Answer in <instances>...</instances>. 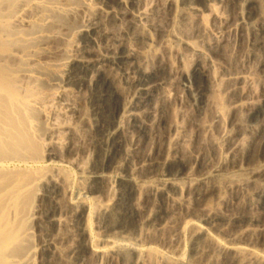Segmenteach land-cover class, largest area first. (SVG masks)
Segmentation results:
<instances>
[{
	"label": "bare ground",
	"instance_id": "bare-ground-1",
	"mask_svg": "<svg viewBox=\"0 0 264 264\" xmlns=\"http://www.w3.org/2000/svg\"><path fill=\"white\" fill-rule=\"evenodd\" d=\"M112 1L113 0H0V264H14L15 261H8L9 258H21L23 254L22 251L25 248L23 243L25 239L22 240L21 238L24 232L21 231L20 233L19 230H22V228L19 229L18 226L20 224V226L23 227V225H21L22 222L19 223L21 219L17 218L20 214L22 215L25 213L28 207L26 204L28 201L24 200L25 193L23 192L28 182L23 178L24 174L15 172L16 170L14 174L12 173V175L9 176L11 172H9V170H7L9 173L6 171V166L9 162H13L16 159L25 162L30 159L25 155L28 153L27 155L31 156L29 155L30 152L27 151H32L33 147L36 145L34 142L36 138L34 137L33 130V127L37 128L36 125H33L35 118L37 119V117H35L36 113L41 115L40 118L45 119L47 122L46 132L44 133V130L41 132H43L42 134L45 136L47 142L45 154H48V157L57 155L54 153L56 150L54 146L56 147V145H62V147L66 146L69 151H72L75 147H82L83 149V147H87L91 142V131L93 129L80 104L81 96L83 95L81 91L84 84H88L93 88V86L106 83L105 74L103 76V73L112 67L114 68L115 63L118 64L119 61L133 63L134 60L138 58L139 51L141 50L139 48L142 47L141 45L139 47L137 45V41L141 40L140 38L152 42L154 46L157 45L156 48L158 49L160 47L162 52L170 50L169 48H171L172 41H178L183 45L185 50H187V54H189V52H191L193 56H203V54H206L205 48L203 49V47L199 46V43L198 45L193 44L190 41L191 35L187 36L189 34L188 31L191 30H187V28L190 27L187 19L190 20L191 15L196 18L194 16L196 13V16H200L198 14L200 8L194 6L180 8L178 6V9L176 5V3H178L177 0H118L115 3H112ZM207 1H214L213 3H218L217 5L224 3V0ZM263 1L264 0H262V3H264ZM117 2L119 6L115 5ZM245 2L249 9L252 8L254 4L258 3L257 0H246ZM213 3L209 4L212 5ZM211 5L209 7H211ZM226 5L228 4L226 3ZM240 6L241 4L238 7ZM210 9L209 11L213 17L212 19L224 22L222 26L218 25L217 28L212 27L215 29V32L212 33L211 31L214 41L211 42V44L209 43L210 47L209 45H207L208 48L206 47L208 50H213L211 54H213L215 50H221L220 52H222L228 46L230 47L232 42L230 40V35L233 33L232 31L234 28L236 30L237 39H239L238 42H240V38L242 39L243 37L245 41V33L249 31L247 30L244 32L246 29L244 28L245 25H242L244 23L242 22L244 19L243 15L231 21L232 19H225L228 15L225 17L220 15V8L217 12L212 10L214 7ZM172 10L177 13V29L173 28L175 21V18H173L174 16L171 17L169 14ZM262 10H264V5H262ZM189 12L194 13V15L190 13V18ZM194 25L193 23L192 26ZM193 31L191 33H196ZM197 32V34L202 37V35L199 34V29ZM152 33H154V36H152ZM234 34L235 32L233 35ZM72 35L78 36L77 41L79 40V42L73 44H76L75 48H73L74 46L72 45L71 48L69 47ZM209 35L210 33L208 31V36ZM251 35L250 37L252 38L254 34L253 36ZM258 36H254L255 41L259 39ZM148 41L146 44H148ZM259 43L260 42L257 41L254 42V47L261 48ZM234 45H237V41ZM250 45L253 44L250 43ZM241 46H243V44H241ZM254 47L252 46V48ZM172 49L174 50L173 47ZM256 51L254 52L256 53ZM216 52L218 53V51ZM179 53L180 55L182 54L181 52ZM257 54L258 53H256V55ZM158 57L157 59L160 67L164 60H159L160 57ZM149 58L151 59V57ZM216 58L213 59L215 60ZM255 61L257 62L256 66L258 68L257 73H259V70L260 72L262 71L259 73V78H262L260 75L264 73V61H262L259 55L255 58L254 62ZM250 63H252V61ZM136 64L138 65V63ZM155 65L156 67L158 66L157 64ZM248 68L247 72L250 74L252 70L250 71L251 68ZM257 68H255V70H257ZM131 69H134V67ZM219 69H221V67ZM76 70H81L80 72L83 71L84 75L81 73L83 77L81 76L82 78L80 77L75 80L76 82H73L72 80L75 78ZM245 70L246 68L244 71ZM52 71L54 74L57 73V76L53 79L52 77L54 76L51 75ZM237 71H240V69ZM220 73L223 75V72ZM220 73L218 75H220ZM240 73H237V75L232 73L234 76L231 75V77H228L229 75L227 74V78L224 79L219 77L222 80L221 86L223 93L226 94L228 98L227 103H229V106L226 104L228 106V112H223L221 109L217 111L218 113L214 117L211 116L213 121H210V125L212 126L215 122L220 123L221 117L223 119L228 115L226 118L228 119V124L226 125L234 126L235 130H223L222 128L221 134H219L220 138L216 142L217 144L219 143L220 147L222 146V148L219 146L217 147L222 150H220L222 153L219 151L220 156L216 161H212L211 164L204 162L205 158L203 159L200 154L196 156L194 155L196 153H194L191 154L194 158L192 160V162L194 161L193 165L199 167L196 171H193V166L192 168L188 167V169L184 168L186 170L180 176H170L164 174L166 173L165 171L164 173L158 172H163V170H158V168L165 162L164 160L174 159L172 156L173 153L174 156H176V153L181 157L180 154H182L183 149L187 147L186 142L188 141V145L195 140L198 142L200 137L196 136L197 138L191 141L194 138L190 137L194 130L192 128L194 127V122L193 119L189 117L188 113H186V109H184L185 100L180 94V89L173 86V98L180 104L178 113L180 114V118H182L181 120L180 118L178 119L181 121V124L179 123L181 126H179L177 122L175 126L177 125V128L181 127L184 129V135H178L176 133L177 135L175 134V136L172 137L171 132L173 131H169L170 135L168 133V137L171 136V138L166 140L169 142L170 139H173L170 141L172 143L170 150H167L169 151L168 154L171 153V150L174 152H172V155H166L168 157L171 155L172 158H167L166 156L165 158L167 159H162L163 162H159L161 164L157 165L158 161H156V159L158 160V158L156 157L161 152L160 146L162 142L161 136L158 135L155 128L161 125V113L164 106H162L159 101H163L165 97L164 95L160 96L161 93L157 91L161 83L155 82V84L152 83V85H149L147 83H141V81L139 85L135 82L132 83L134 85L132 93L128 94L124 103L117 107L116 118L111 127L107 129L108 131H106L104 136L106 144L111 148L113 147V151L120 149L122 152V149L125 150L126 154H124L123 160L121 161L120 157L122 156L118 155L120 160L116 165H108L103 168L94 169L92 167L89 168L86 166L87 164H85L87 161H85V158L87 159L89 157V154H87L85 150L87 157L84 155V152L82 157L78 155L75 157L74 155L72 158L71 156L69 161L75 166V169H78L81 180L87 182L86 179H89L92 180V182H100L106 189L105 193L112 194L114 192V196H116L122 192V185L125 183H129L128 185L131 183L141 190L142 193H146L142 195L143 198H145L143 199L145 200V206L142 208L144 213H146L147 204L153 196L163 203H168V201H170L172 204L170 207L173 211L175 208L179 207V209L185 211L184 216L180 214L183 217L179 215V218H181L180 220L177 218L179 222L172 226V231L169 229L171 231L169 233H172L173 236H170L171 238L169 239V234L167 235V240L169 239V241L165 244L163 243L165 246L162 244V248L157 247L158 241L155 240V238L164 227L166 228L167 225L164 226L163 224L170 220L166 219L168 218L166 217L169 214L167 213L168 211L166 212L163 208L164 205L158 202L159 204L155 203V205L159 207V212H157V209L154 215L147 214L149 213L147 212L143 220L140 214L139 219L142 220L140 221L143 225H141L142 227L140 226L141 228H139L140 230L138 231H142L144 229L143 226L154 229V231H151L150 228V230H143L139 232L141 234L138 233V236L135 235L132 239L134 242L132 241L131 247L140 255V263L146 264L147 259L145 255H148L147 253H150L149 251H151L152 248H157L156 250L158 251L156 252L158 255L156 254V257L160 262L159 264H264V121L261 123L259 122V124L255 126H251L248 131L245 129L244 133L247 132L246 136L248 135L245 138L242 137V128H237L235 126L237 125V122H235L237 111L243 108L240 98L248 97L249 95L252 96V93H254L252 90L255 88L253 85H256L253 84L255 81L252 80L254 73L253 75L250 74V77H252L251 79L247 76L246 71L245 74ZM262 75L264 77V74ZM219 78L217 80H219ZM262 80L260 81L262 82ZM73 83L76 85L77 90L75 91L73 88V93L66 92V87L64 88V86L69 84L73 86ZM107 84L109 86V82ZM259 84L261 85V83ZM163 92L162 89V93ZM57 96L61 99V103L58 107L53 108V103H50L52 105H48L49 102H52ZM239 101L242 106L239 104ZM247 106L249 105H246V107ZM189 118L192 120L191 122L188 121ZM226 125L224 124V126ZM190 126L193 129L192 131ZM219 126H221V124ZM188 127L191 131L190 134L188 133ZM174 128L176 129V127ZM130 129L135 133L134 135H132L133 133L131 134V132V135H129L128 132ZM207 129L212 130L209 128ZM195 134L194 132V136ZM150 136L154 137V143L151 142L153 151L151 148V152L148 149L144 151L143 147L145 146L146 148V143L149 141L147 139L152 138ZM155 138L158 139L155 140ZM38 141L37 143L39 144ZM213 141L215 142V140ZM170 142L168 143V147ZM34 149L36 150L35 147ZM142 150L144 152L149 151L147 154L144 153L145 158L142 157ZM25 152L27 153L25 154ZM197 152L199 153V151ZM78 154L80 155L79 152ZM163 156L161 155L159 161H162L161 158ZM191 156L190 158H192ZM141 157L145 159L144 161H148L145 163L142 161L143 159ZM32 158L34 160V157ZM35 160L39 161V158ZM149 161L150 164L148 163ZM143 163L145 166H147L146 164L150 165L148 171H145L146 168ZM203 163H205V165L208 163L209 165L201 169V166L204 165ZM126 166L130 167V169H126ZM156 166L158 168H155ZM37 179L41 184L55 182L57 185H62L69 180L64 179L61 167L51 170L45 169L35 180L37 181ZM78 180L80 179L78 178ZM96 182H94V186ZM88 183L89 181L85 186L81 184V187H87ZM127 184L125 187H127ZM64 187L66 195L69 194L70 197L67 196V198L70 199L67 200L73 201L72 192L74 189L72 184L68 182ZM174 187L179 188L181 191L180 195H182L180 197L183 198H174L175 196L171 194V190ZM89 189L91 190V188ZM84 190L87 191L88 188H84ZM75 193H77V191ZM76 198L75 202L77 201L83 204L82 202L84 200L81 196H77ZM111 198L112 197H110V199ZM170 202L168 205H170ZM74 203L72 202L71 204L74 205ZM153 204L152 202V205ZM191 204L194 206L193 211L191 210ZM152 205L149 206L151 207ZM70 206L74 207L75 205ZM240 206H244L245 210L246 208L247 210H251L252 215L249 218H243L236 211ZM155 207L156 206H154V208ZM105 208L103 210H105ZM196 208L199 210V214H196ZM37 211L36 209L35 212ZM169 212L172 213L170 210ZM182 213L184 214V212ZM92 214L94 215L93 212ZM33 215H36V213ZM91 216L89 215L87 218V226ZM175 217H177V214ZM60 218L61 217H59V219ZM177 219L175 218V220ZM172 221L173 220H171V224H173ZM62 226L63 225H61V227ZM101 236L102 237L98 239H95L98 235L92 237V252L98 256L102 264H117L115 260L116 250L114 248L116 242L114 240L116 239H113L110 234H105L104 236L101 234ZM156 239L160 238L157 237ZM117 243L118 242H116V244ZM48 244L55 249L58 243L51 240ZM26 250L27 252L29 251L28 249Z\"/></svg>",
	"mask_w": 264,
	"mask_h": 264
},
{
	"label": "rangeland",
	"instance_id": "rangeland-1",
	"mask_svg": "<svg viewBox=\"0 0 264 264\" xmlns=\"http://www.w3.org/2000/svg\"><path fill=\"white\" fill-rule=\"evenodd\" d=\"M116 1H118V0H113L112 3L113 2L115 3ZM226 1L224 0L225 4L222 3L221 4L222 6L219 4L221 6L220 7L219 5H217L218 3L217 4L213 3L214 1L209 2L207 0H177V2H178V3H176L177 7L179 6L180 8H182L185 6H194V7L200 8L199 11L201 12V14H200V12L198 13L200 16H198V15L196 16L197 13L194 15L193 12H189V18H190V15L193 14L197 19L192 17V15H191L190 20L187 19V21L190 24V25L187 24L190 26L187 28V30L191 29L190 31H188L189 34L187 33L188 34L187 36L191 35L190 41L193 44L198 45V43H199V46L203 47V49L205 48L206 54H203L204 57L203 56H197V55L193 56V54L191 52H189V54H187V50H185L183 45L178 41H172L173 46L171 45V48H169L170 50L168 49L169 51H163L162 52L160 47L158 49L156 48L157 45L154 46L152 42L147 40L148 44H149L148 45V44H146L147 41L145 39H143L144 40L143 41L142 38H140L141 40H138L137 41L138 43L137 42L136 43H137L138 47L140 45L142 47L139 48V49H141L140 50L141 52L139 51L138 58L135 59L137 61L134 60V62H133L135 65L131 62H128V61H126L127 63L119 61L118 64L115 63L114 68L112 67L111 69H108V71H105L103 73V76L105 74L104 77L106 80V83H103L104 85L99 84V85H97L98 87L93 86V88H91L92 86H90L88 84H84L83 89L81 91V93L83 95L81 96L80 104L82 106L83 112L85 113V115L87 117V120H89V124L91 125V128H93L91 131L92 140L87 145V147L85 146V147H83V149H82V147H75L74 148L75 150L72 149V151L71 150L69 151L66 146L62 147V145L61 146L56 145V147L54 146V149H56V150L54 151V149H53V151L57 155L48 157V154H45L47 142H46L45 136L42 134L43 132L44 133L46 132L47 122L45 119L40 118L41 115L36 113L35 117H37V119L35 118V120L33 122V125L37 126V128L33 127L34 137L36 138L34 140V142L36 144L34 147L36 148V150L33 147L32 151H27V152H30L29 155L34 157V160L31 156L27 155L28 154L27 152H25V154L27 153L25 156L30 158L28 161L25 162V161L16 159L13 162H9L6 166L8 168V169L6 168V171L9 170V172H11V174H9V176L12 175V173L14 174V171L16 170L15 172L24 174L23 178L25 179V181L28 182V185H26V187H25L26 189L24 188V191H23L25 193L24 194L25 195L24 200L28 201L26 203L28 206L25 210L26 214L25 213L22 214L23 218H22V215L20 214L17 219L20 218L21 221L19 223L22 222L21 225H23V227L20 226V224L18 226H19V229L22 228V230H19L20 233H21V231L24 232V234H23L24 237L22 235L21 238H22V240H24V239L26 240V241L24 240V242H23L25 245V248L28 250L30 248L31 249L27 252V250L24 248V250H26V251H24V250L22 251L23 257L22 256H21V258H18V257L12 258L11 257V258H9L8 261H11V262L15 261L14 264H100L101 263L100 259L98 258V256L94 252H92L93 250L91 249V239H92V237H95L97 235H98V237L97 238L95 237V239L102 237L101 234L103 236L105 234H107V235L110 234V236L113 239H116L114 241L118 242L117 244H116V242L114 244V248L116 250V253H115L116 259L115 260L117 261V264H118V262H119V264H142V263H140V261H141V257H139L140 255L135 250H133V247H131L132 241L134 242V240H132V239H133V237H135V235L138 236V233L142 232L143 230L150 228L151 231H154L153 228H151V227L147 228L146 226H143L144 229L142 231H138V230H140L139 228L142 227L141 225H143V223H141V221L146 216L147 212H149L147 214H152V215H154L156 213V209H157V212H159V210H158L159 207L157 205H155V203L157 204L158 202L161 203V205H164L163 208L166 210V212L168 211L167 213L170 214V215L168 214V216H166V217H168L166 219L167 220L170 219V220H168L169 222L164 221L166 223H164L163 225L164 226L169 225V226H168V228H167V226H166V228L164 227L165 230L163 228L157 236L162 241L160 239H156L157 237L156 238L153 237V238H155V240L158 241V245H157L158 248H162L163 246H165L164 244L167 241H169V239L171 238L170 236H173L172 233H169L172 231V229H171L172 226H174V224L176 225L179 222V220L181 219V218H179V215L180 214H182L183 216L185 215L184 210L179 209L180 208L179 207V208H175V210L176 209H178V210L173 211V210H171V207H170V206H172L170 201H168V203H166V202L163 203L161 201H158L159 199L158 198L156 199V197L153 196L152 199L147 204L146 213H144V210L142 208H144V206H145V200H143L145 198H143L142 195L143 194L145 195L146 193H144V192L142 193L141 190H139L137 187H135V185H132L131 183H130V185H128L129 183L123 184L122 185V187H123L122 192H120V194H118V195L115 194L116 196H114V192L112 193L113 195L110 193L109 194L105 193L106 189H105V187L102 186L103 184L101 185L100 182H96V181L92 182V180H89V179H86L87 182L89 181L87 187H81L82 186L81 184H84V186H85V184H87V182H85V180H84V182H85L84 183L83 180H81V178L79 176L78 169L77 168L75 169V166L69 160L71 159V156L73 158L74 155H75V157H77V155L82 157L83 152H84V155L86 157H87V154H89V157L87 159L85 158V161L86 160L88 161V162L86 161V163H85V164H87L86 166H88L89 168L92 167L94 169H99L100 167L103 168V167L108 166V165H112V166L116 165L117 162H119V160H120L118 155L122 156L120 158H121V161L123 160L124 154H126L125 150L122 149V152L124 151L123 153L121 152L120 149L113 151L114 148L113 147L111 148L106 144V139L104 138V136H105L106 131H108L107 129H109L111 127V125L114 122V119L116 118V114H117L116 111L118 109L117 107L121 106L124 103V101L127 99L128 94L132 93L133 86H134L132 83H134V82L138 83L137 85L140 84V81H141V83H147L149 85H152V83L155 84V82L161 83V85L158 87L157 91L159 93H161L160 96L164 95V97H165L163 99L164 102L162 100L159 101V103L162 106H164V108H162L163 111L161 113V115H162L161 125H160V127L155 128L156 131L158 132V135L161 136V142H162L161 146H160L161 152L158 154L159 157L158 156L156 157V158H158V160L156 159V161H158L157 165H159L163 162L164 158L167 156L166 154H168V152H169L168 150H170V147L172 144L170 141H172L173 138L169 140L170 144L168 147L169 142L166 139L171 138V136L168 137V133L170 135V132L173 131L174 135H173V132H171L172 137L175 136L176 133L178 135L179 134L184 135V132H183L184 129H182L181 127L177 128V125L175 126L176 122L179 126H181L180 125L181 121L178 120L180 118V116H179L180 114L178 113L179 112L178 108H180V106H179L180 104H178V102L175 101L173 98V90H172L173 86H176L180 89V91H181L180 94L182 95L183 99L185 100V108L184 109H186V113H188L189 117H191V119H193V122H194L193 126L195 128L192 127L194 130L190 126L191 131L193 130L192 133L188 127V131H189L188 133L189 134L191 133V135H192L190 137H192V138L194 137L191 141L196 139L197 138L196 136L200 137V139H198L199 140L198 142L195 140L197 143L195 141H193L192 142L193 144L189 143V145H188V143H187L188 141L186 142L187 145L186 144L185 145L187 147H185L183 149V151H182L183 155L180 154L181 157L182 156L184 157V158L182 157V159L176 153H175L176 156H174V153L172 155V152H174V151L171 150L170 151L171 153H169V154H171L174 159L169 160L167 158H172V157H171V155H170V157L167 156V158H165L167 160H164L165 162L167 161L166 163L163 162L159 166V168L156 166L155 168H158V170H161V171L163 170V172L158 171L159 173H164V171H165L166 173H164V174H168L170 176H180L181 174H183L185 172L186 169H184V168L188 169V167L192 168L193 166H194L192 168L193 171H196V169H199V167H197V166L195 167V165H193L194 161L192 162V160L194 158L191 156V154H194V153H196V154H194L196 156H197V154H200L203 159L205 158L204 162H208L210 164L212 161H216V159H218V157L220 156V152L222 151L220 149V148H222V146L220 147L219 143L217 144L216 142L220 138L219 134H221L222 128H223V130H235L234 126L226 125V124H228L227 123L228 119H226L228 115L223 119L221 117L220 123L215 122L212 126L210 125V123H211L210 121H213L212 117H214L218 113L217 111H220V109H221V111H223V112L224 111L228 112V110H227L228 106H229V103H227L228 98H227L226 94L223 93V89L221 86V82H222L221 79L227 78L226 76H228V75H229L228 77H231V75L232 76H234V74L237 75V73L239 74L241 71H243V72H241L242 74H245V71H246L247 76L250 77L254 73V75H253L254 77L252 80L255 81V82L253 81L254 82L253 84H256V85H253L255 87V88H253L254 90H252L254 92V93H252L253 97L251 95H249L250 97L248 96V97L240 98V101H242V104H243V108H242V110H240L241 112L237 111V114H236L237 117L235 116L237 118V119L235 118V122H237L236 123L237 125H235V126L237 128H242V130H243L242 137L245 138L248 136V135L246 136L247 132L244 133L245 129H246V131H248L251 126H255L256 124H259V122L261 123L262 121H264V85H263L264 80H262V79H264V77L262 75L264 73H262L260 75V77H262V78H259V73H261L262 71L260 72V70H259V73H257L258 72V68L256 66L257 62L256 61L254 62L255 58L258 55H259V57L262 58V61H264V58H263L264 57V22H262V21H264V17H263L264 16V14H263L264 10H262V5H264V3H262V0H260V1L257 0L258 3L254 4V6L249 9L246 6L247 5L245 2L246 0L245 1L244 0H226ZM209 3H213V4L211 5ZM226 3L228 5H226ZM238 4L239 5L241 4L242 7L241 6L238 7L239 6ZM115 5L119 6V3L117 2V4H115ZM210 5H211V7H209ZM179 7H178V9H179ZM213 7H214V9H212V10H214L216 12L220 8V10H221L220 12L221 13L223 12L222 14L219 12L220 15L224 16V17L228 15V17L227 18L225 17V19H232L231 21L235 20L240 15H243L244 19L242 22H244V23L242 25H245L244 28L246 29V30H244V32L248 30L250 33L249 32H247L249 34L245 33V41H244V37H243L242 38L243 40L240 38V42H238L239 39H237L236 30L234 28V30L232 32L233 33L235 32V34L233 35V33H232L231 34L232 36L230 35V40L232 41L230 44V47L228 46L222 52H220L221 50H215L214 53L211 54L213 50H210V49L208 50L207 45H209V47H210L211 42L214 41L213 36L211 34L213 32H215V29L212 27L217 28L218 25L222 26L224 23L221 20L215 21L214 19H212L213 17L210 14L211 12L209 10H211L210 8H213ZM223 8H225V9H223ZM241 8H242V10H241ZM243 9H244V11H243ZM237 10H238V12H237ZM172 11L169 12V14L171 17L174 16L173 18H175V21H174L173 28L177 29V27H176L177 23H178V21H177L178 19H176L177 13L174 11H173L174 12L173 13ZM241 11H243V12H241ZM193 23L195 24L194 26H192ZM195 29L197 31L199 29V34L202 35V37L197 34L198 32ZM193 30L196 33H191ZM208 31L210 33L209 36H208ZM211 31H212V33H211ZM255 33H257V34H255ZM153 34L154 33H152V36H154ZM253 34H254V36L259 35L258 36L259 39L256 41L260 42L259 44L261 45L260 46L261 48H258L256 46L254 47V42H256V41H255V37L253 36ZM250 35L253 37L251 38ZM194 36L195 37L197 36V37L195 38ZM192 37H193V39H192ZM204 37H205V39H204ZM77 38H78V36L76 37L75 35H72V38H70L71 40H70V44H69L70 48H71V45L74 46L73 48H75L76 44L75 45H73V44L76 42H79V40L77 41ZM196 39H198V40H196ZM247 39H250L251 41L252 40L253 41L251 42L250 40H247ZM234 41H235V43H234ZM236 41H237V45H236L237 47L234 45V44H236ZM248 41H250V42H248ZM203 42H205V43H203ZM241 42H243V43H241ZM239 43H240V45H239ZM250 43H252L253 45H250ZM241 44H243V46H241ZM255 44H257V43H255ZM252 46L254 48H252ZM172 47L174 48V50L172 49ZM256 50H258V51H256ZM206 51H208L210 53H208ZM216 51H218V53ZM254 51H256V53H258V54L256 55V53ZM171 52H173V53H171ZM179 52H181L182 54L180 55ZM254 53H255V55H254ZM157 55L158 56L160 55L159 56L160 58ZM177 55H178V58H177ZM148 56L151 57V59ZM156 56L159 58V60H161V59L164 60V61H162L163 64L160 67H159V62H158V59ZM246 56H248V57H246ZM212 57L216 58V59L214 60ZM155 59L157 60V62ZM165 61H166V63H165ZM251 61H252V63H250ZM135 62L138 63V65ZM253 62H254V64H253ZM155 64H157L158 66L156 67ZM124 65H126V66H124ZM251 65L253 66V68ZM132 66L134 67V69H131V68H133ZM219 66L221 67V69H219L220 68ZM243 67L246 68L245 71H244L245 68H243ZM247 68L248 69L251 68L250 71L251 70L253 71V72L251 71L252 73L250 72L251 75L248 74L249 72H247L248 71ZM255 68H257V70H255ZM155 69H157V70H155ZM238 69H240V71H237ZM218 70H219V72H218ZM80 71L81 70H76L75 78H74V80H72L73 82L76 79H79L82 75H84L83 71L82 72H80ZM235 71H237V72H235ZM220 72H223V75ZM229 72H230V74H229ZM77 73L80 76H78ZM81 73H83V74L81 75ZM219 73H220V75H218ZM232 73H234V74H232ZM56 74L57 73L54 74V72L52 71L51 75L54 77H52V76H50V77H52V79H53L57 76ZM218 78H219V80H217ZM251 78L252 77H250V79ZM260 80H262V82ZM171 81H172V83H171ZM108 82H109V86L107 84ZM257 82H258V84H257ZM259 83H261V85ZM258 85H259V87H258ZM89 86L91 89L89 88ZM131 86H132V89H131ZM65 87H66V92L73 93V90H75V91L77 90L76 85L74 83H73V86H72V84H69L67 86H64V88ZM69 88H71V89H69ZM259 88H260V90H259ZM162 89L164 91L163 93H162ZM244 89H245V86H244ZM75 91H74V94H75ZM60 100L61 99H59V97L57 96V98L53 99L52 102H49L48 105H52L50 103H53L52 107L56 108L61 103ZM240 101H239V104H240ZM249 101H250V103H249ZM226 104H228V106ZM242 104H240V105L242 106ZM245 104L249 105V106L246 107ZM230 107H231V105H230ZM250 107H251L252 111H251ZM247 108H249L250 110ZM248 113H250V114H248ZM212 114H214V115H212ZM233 115H234V113H233ZM181 119L182 118H180V120ZM191 119L189 118L188 121L191 122L192 121ZM225 119H226V121H225ZM189 123H188V125H189ZM220 124H221V126H219ZM224 124L226 126H224ZM173 126L176 127V129ZM210 126L213 128H211ZM207 128L212 129V130H208ZM229 128H231V129H229ZM178 129H179V131H178ZM41 131H43V132H41ZM36 132H37V134H36ZM130 132H131V134L133 133L132 129L129 130V132H128L129 135H131ZM194 132L196 133L195 136H194ZM134 134L135 133H133L132 135H134ZM164 134L167 136V138ZM189 134H188V136H189ZM150 137H152V136H150ZM157 139L158 138H155V140H157ZM147 140H149V141L146 144L148 145V143H149V145L148 146L146 145V148H145V146L143 147L144 151H146L147 149L150 150V148L153 151V148L151 147V145H152V143H154L153 142L154 137L149 138ZM163 140H165L167 142V144ZM213 140H215V142ZM37 141L39 142V144L37 143ZM155 143H156V141H155ZM218 146L220 148H217ZM108 147L110 148V150ZM80 148L82 149V151ZM76 149L80 150V151H77ZM111 149L113 152L111 151ZM192 149L196 150V151H193ZM84 150L86 151L87 154L85 153ZM144 151L142 150L143 156L142 155L141 156L145 158L144 153L147 154L149 151L148 152H144ZM197 151H199V153ZM78 152L80 153V155L78 154ZM150 152H151V150H150ZM109 153H110V155H109ZM161 155L162 156L164 155L161 158V160L162 159L163 160L159 161L160 160L159 158L161 157ZM114 156H116V157H114ZM190 156L192 158H190ZM38 158H39V161L35 160ZM144 158H142L143 159L142 161L145 160ZM67 160H68V162H67ZM147 161L148 160H146L144 162L146 163ZM112 162H114V163H112ZM159 162H161V163H159ZM188 162H191V163H188ZM148 163L150 164V161ZM208 163H206V165H205V163H203L204 165L201 166L202 167L201 169L206 168L209 165ZM146 165L147 166H145V164H144V166L146 168L145 171H148V167L150 165H148V164H146ZM57 167H61V172L63 173L64 179L65 180L69 179L64 184H62V185L58 184L57 185V183H55V182H47V183L41 184V183H39L38 179H37V181L35 180L39 174H42L43 170H45V169L51 170V169H54ZM127 168L130 169V167L126 166V169ZM160 168H162V169H160ZM33 172H35V173H33ZM32 176H34V177H32ZM78 178L80 180H78ZM90 181L92 182V184ZM68 182H70V184H72V187L74 189L72 192L73 193L72 194L73 201L67 200L70 197H69L68 192H67L68 195H66V192L64 189L65 188L64 186H66V183L68 184ZM79 182H80V184H79ZM94 182H96L95 186L93 185V184H95ZM46 184H48V185H46ZM126 184H127V187H125ZM59 185H61V186H59ZM84 188H88V190L86 191V190H84ZM89 188H91V190ZM124 189H125V191H124ZM74 191L75 192L77 191V193H75ZM171 192H172L171 194H173L175 196L174 198L182 196V195H180L181 191L177 187H174L171 190ZM67 196L69 198H67ZM77 196H81L83 198V200H84L82 202L83 204H81V202L80 203L77 201L75 202V199H77L76 198ZM110 197H112V198L110 199ZM180 198H183V197H180ZM177 199H179V198H177ZM113 200H116V201H113ZM142 201L144 202V204ZM29 202H30V204H29ZM72 202L73 203L75 202L74 203L75 206L73 204H71ZM152 202L154 203L153 205H152ZM169 202H170V205H168ZM68 203H69V205H68ZM103 203H105L106 205ZM77 204H78V206H77ZM166 204L169 208L166 206ZM70 205H72L74 207H71ZM149 205H152V206L150 207ZM192 205L193 204H191V206ZM106 206H108V207H106ZM154 206H156V207L154 208ZM104 208H105V210H103ZM36 209L38 210L37 212H35ZM169 210L172 211V213L174 212L175 214L174 213L172 214L171 212H169ZM191 210L192 211L194 210V206L191 207ZM177 211L179 212V214ZM180 211H181V213H180ZM236 211L243 218H249L252 215V211L249 209L247 210V208L245 210L244 206H240L238 208V210L236 209ZM92 212L94 213V215L92 214ZM182 212H184V214ZM195 212H196V214L200 213L199 210H197V208L195 209ZM35 213H36V215H33ZM142 213L144 214V216ZM140 214H141L142 220L139 219ZM171 214H172V217H174V218L171 217ZM176 214H177V217H175ZM12 215H13V213H12ZM89 215L90 216L92 215V216H91V219L89 220V223L87 226L86 225L88 222L87 218ZM173 215H175V216H173ZM182 215H180V216L183 217ZM59 217H61V218L59 219ZM65 218L68 220H66ZM175 218L176 219L178 218L179 220L178 219L175 220ZM57 220L59 221V223ZM60 220H66V221L61 222ZM171 220H173L172 221L173 224H171ZM61 225H63V226L61 227ZM139 234H141V233H139ZM159 235H160V237H159ZM167 235L169 236L168 240H167ZM129 239H130V241H129ZM51 240L53 242L58 243L57 248L54 249L53 247H51L48 244L51 242ZM162 244H163V246H161ZM156 249L157 248H152L151 251H149L150 253H147L148 255H145L146 256L145 258L147 259L146 264H159L160 263L156 257L158 255L156 252L158 250H156ZM117 251H119V252H117Z\"/></svg>",
	"mask_w": 264,
	"mask_h": 264
}]
</instances>
